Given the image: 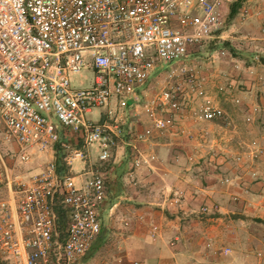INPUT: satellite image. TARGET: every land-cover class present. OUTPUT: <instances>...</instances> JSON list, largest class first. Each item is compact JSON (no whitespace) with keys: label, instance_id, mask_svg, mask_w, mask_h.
Masks as SVG:
<instances>
[{"label":"built area","instance_id":"built-area-1","mask_svg":"<svg viewBox=\"0 0 264 264\" xmlns=\"http://www.w3.org/2000/svg\"><path fill=\"white\" fill-rule=\"evenodd\" d=\"M232 2L0 0V123L16 146L10 158L29 163L35 154L50 153L71 170L95 147L98 161L108 162L122 135L118 111L140 104L141 90L163 64L173 81L147 106L150 126L136 140L163 133L185 111L197 121L226 120L198 77L196 52L218 38ZM86 69L91 86L74 87L72 78ZM99 109H107L104 120L87 118ZM84 170L63 176L53 160L16 182L17 220L0 227L2 259L77 264L89 252L101 233L108 186L103 172Z\"/></svg>","mask_w":264,"mask_h":264},{"label":"crops","instance_id":"crops-1","mask_svg":"<svg viewBox=\"0 0 264 264\" xmlns=\"http://www.w3.org/2000/svg\"><path fill=\"white\" fill-rule=\"evenodd\" d=\"M239 69V85L247 88L239 89V100L246 103L241 109L253 120L239 125V139L242 136L241 144L247 146L239 148V163L208 149L213 148L208 143L223 145L214 137L216 129L227 133L220 123L183 116L168 131L136 140L135 135L150 126L146 111L139 112L140 104L118 111L123 133L108 162L90 157L74 163L70 171L75 175L92 168L107 177L102 230L106 220L122 244L105 252L107 264H264V121H259L257 104L264 107V65L244 67L239 60ZM145 93L141 90V100ZM111 108L116 109L114 103ZM66 134L72 144L78 143L75 134ZM48 155L49 162L58 158ZM200 158L210 160L198 166ZM221 175L235 179L221 185ZM202 206L210 207L213 215H200ZM224 249L231 253L222 254ZM103 252L96 253V259Z\"/></svg>","mask_w":264,"mask_h":264},{"label":"rangeland","instance_id":"rangeland-1","mask_svg":"<svg viewBox=\"0 0 264 264\" xmlns=\"http://www.w3.org/2000/svg\"><path fill=\"white\" fill-rule=\"evenodd\" d=\"M234 8H237V12L234 18H231V12ZM217 37L218 38L215 39L211 45H207L202 50L196 52L200 57L196 71L198 72V77L203 81L208 95L212 98L211 101L216 104L220 102L219 106L226 112L227 118L224 121L203 122L220 123L224 126V129H227V133L223 132L221 129H216L215 132L214 137H216L217 141H222L223 145L220 147L217 146L220 142L208 143L210 147H213L208 149H213L212 151L217 149L219 151L217 155L222 156L227 162L237 160L239 163V148L247 147L241 144L243 140H241L242 136H240L239 139V125L241 126L243 123L251 124L253 121L250 114L248 115L244 109H241L246 103L239 100V89L247 88L242 84L239 85V73H241V69H239V60L242 61V66L244 67L251 66L252 64L264 65V0H233L227 7L222 28L218 31ZM169 68L167 64H163V68L158 71L157 77L144 88L146 89V93L140 101V108H138L139 112L142 113L146 111L147 106L173 81L169 73L166 72L169 71ZM175 79L177 80L178 78ZM91 82L92 72L87 69L84 70L81 75L72 78L73 86L77 88L90 87ZM262 82H264V79ZM221 91L227 92L222 96ZM257 104L260 105L258 113L261 118H259V121H264V107H261L263 103ZM104 112L105 109L93 110L87 118L97 123L102 119ZM185 112L186 113H183L181 117L187 116L194 120L191 117L190 111ZM121 118L119 119L118 126L123 133ZM194 121L202 122L197 120ZM171 128H173V125L169 129ZM243 130L248 132L246 129ZM68 131L71 132L70 129ZM256 146V142H254L253 148ZM15 149L16 146L7 140L5 128L0 123V159L2 158L4 161L3 164L0 161V227L5 225L4 220L10 223H14L16 220V210L19 199L16 182L18 180L26 181L31 175L38 174L50 161V158H47L49 157L48 154L40 156L35 154L29 163H14L10 155ZM88 152L91 159L94 161L98 160V153L95 147H90ZM205 160L210 159L200 158L198 161L201 164L198 163L196 165H202ZM54 161L57 162L58 170H60L61 175H75L65 165L62 158L58 157ZM76 166L79 167L78 164L74 167ZM253 176L256 178L258 177L257 175ZM17 177H20V179ZM234 179L235 177L221 175L219 181L221 185H230ZM238 200V197L234 199L235 202ZM202 207H207L209 211L211 210L208 206ZM202 207L199 209L200 215L212 214L210 212L208 214H201ZM103 225V230L101 229L97 241L77 264H93L97 261L102 264H107V255L105 252H107L108 249H113L114 246L119 247L122 245L120 240L121 236L118 237L117 235H113L111 230H108L106 220ZM261 241L264 243V237L261 238ZM210 246L211 244L207 245L208 248ZM94 248H96V250L93 253L92 250ZM102 251H104L103 254L96 259L95 254L98 252L101 253Z\"/></svg>","mask_w":264,"mask_h":264},{"label":"trees","instance_id":"trees-1","mask_svg":"<svg viewBox=\"0 0 264 264\" xmlns=\"http://www.w3.org/2000/svg\"><path fill=\"white\" fill-rule=\"evenodd\" d=\"M236 9H237V8H234V9L232 10V12H231V18H234V16L236 15V12H237ZM58 171L60 172V170H58ZM95 250H96V248H94V249L92 250V252L94 253ZM0 264H8L4 259H2L1 255H0Z\"/></svg>","mask_w":264,"mask_h":264}]
</instances>
